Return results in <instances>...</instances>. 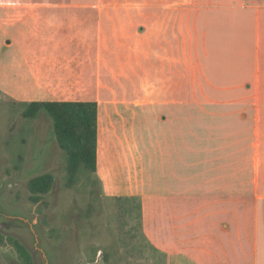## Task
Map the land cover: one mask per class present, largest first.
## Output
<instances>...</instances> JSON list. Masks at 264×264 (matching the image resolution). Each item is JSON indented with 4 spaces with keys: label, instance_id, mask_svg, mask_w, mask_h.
<instances>
[{
    "label": "crops",
    "instance_id": "obj_1",
    "mask_svg": "<svg viewBox=\"0 0 264 264\" xmlns=\"http://www.w3.org/2000/svg\"><path fill=\"white\" fill-rule=\"evenodd\" d=\"M0 6V93L98 102L102 195L165 264H264V0Z\"/></svg>",
    "mask_w": 264,
    "mask_h": 264
},
{
    "label": "rangeland",
    "instance_id": "obj_2",
    "mask_svg": "<svg viewBox=\"0 0 264 264\" xmlns=\"http://www.w3.org/2000/svg\"><path fill=\"white\" fill-rule=\"evenodd\" d=\"M14 11L0 6V47ZM26 108L0 93V228L28 247L31 264H165L145 237L140 200L103 196L96 174L85 170L68 186L52 118L25 117ZM48 172L53 187L35 202L29 180ZM0 264H24L9 241L0 244Z\"/></svg>",
    "mask_w": 264,
    "mask_h": 264
},
{
    "label": "trees",
    "instance_id": "obj_3",
    "mask_svg": "<svg viewBox=\"0 0 264 264\" xmlns=\"http://www.w3.org/2000/svg\"><path fill=\"white\" fill-rule=\"evenodd\" d=\"M25 117H36L43 112L53 121L57 143L67 156L66 175L68 186L74 185L79 173L85 170L95 174L98 165L99 104L96 101H31L26 102ZM55 182L52 172L29 180L32 199L38 202ZM9 241L17 250L24 264H31L28 247L18 238L6 235L0 228V244Z\"/></svg>",
    "mask_w": 264,
    "mask_h": 264
}]
</instances>
